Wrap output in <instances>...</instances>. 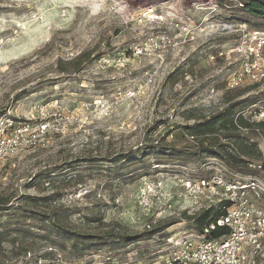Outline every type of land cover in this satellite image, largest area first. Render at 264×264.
I'll use <instances>...</instances> for the list:
<instances>
[{
    "label": "rangeland",
    "instance_id": "obj_1",
    "mask_svg": "<svg viewBox=\"0 0 264 264\" xmlns=\"http://www.w3.org/2000/svg\"><path fill=\"white\" fill-rule=\"evenodd\" d=\"M231 5L229 0H0V117L33 122L38 107H52L45 145L4 166L1 209L58 214L83 234L113 230L136 236L144 232L132 227L131 217L139 213L136 196L145 176L211 171L230 176L216 159L164 162L139 153L157 143L191 145L185 126L249 95L259 102L244 115L264 121V81L240 97L249 86H226L228 73L239 67L240 56L227 54L239 42L235 27L255 29ZM151 7L158 16L140 23ZM225 24L231 29L224 30ZM83 53L92 54L91 62L73 72L72 61ZM244 136L257 144L246 158L264 162V132ZM28 196L41 201L32 205ZM195 214L178 209L153 229L162 230L152 240L90 251L83 258L50 242L11 235L0 246V264H40L39 259L98 264L108 256L124 264H165L177 243L200 234L190 219Z\"/></svg>",
    "mask_w": 264,
    "mask_h": 264
},
{
    "label": "built area",
    "instance_id": "obj_2",
    "mask_svg": "<svg viewBox=\"0 0 264 264\" xmlns=\"http://www.w3.org/2000/svg\"><path fill=\"white\" fill-rule=\"evenodd\" d=\"M229 1L240 7L245 3V0ZM218 8L215 4L212 11L217 12ZM155 12L154 8H148L140 15V23L157 17ZM225 25L228 28L224 30L232 27ZM235 28L241 32L239 42L227 54L240 59L239 67L227 75L228 90L264 81V30L249 31L242 25ZM142 51L141 48L137 52ZM219 55L223 57L224 53ZM50 109L48 105L38 107L39 119L33 122H19L9 114L0 117V175L8 161L45 145L51 129ZM260 116L264 119V112ZM189 138L194 142V137ZM248 166L263 176H243L230 171H227L230 176L212 171L205 177L185 173L145 176L138 188L139 213L131 217L132 227L142 232L152 231L178 209L199 213L223 206L226 212L206 225L199 235L191 234L181 244L177 243L165 264H264V162L250 161ZM231 176L238 180H232ZM217 229H225L226 233L211 238ZM27 256L32 257V253L28 252ZM38 262L42 264L43 260ZM103 262L98 264H124L110 256Z\"/></svg>",
    "mask_w": 264,
    "mask_h": 264
},
{
    "label": "trees",
    "instance_id": "obj_3",
    "mask_svg": "<svg viewBox=\"0 0 264 264\" xmlns=\"http://www.w3.org/2000/svg\"><path fill=\"white\" fill-rule=\"evenodd\" d=\"M220 4H222V1ZM231 4L235 15L239 16L241 21L244 20V22L250 23L255 29L264 30V0H245L242 7L233 2ZM91 57L92 54L83 53L78 60L72 61V65L74 64L73 72L81 71L85 61L91 62ZM100 58L101 56H97L94 59L99 60ZM81 59H83L82 62H80ZM258 87L259 84L249 86L238 97ZM258 102V97L249 95L245 99L231 103L230 107L225 108L217 115L209 116L194 125L185 126V131L188 133L187 137L192 136L195 138L194 143L191 145L177 148L157 143L156 146L147 148L146 153L141 151L139 155L142 158L145 155L155 154L164 162L216 159L214 161L222 162L234 174L257 176L259 172L248 166L249 162L252 161L248 158L254 155L253 152L257 148V144L249 142L244 134L249 131L254 133L264 132V121L256 122L252 118L246 117L244 110ZM208 175L200 173L192 177H205ZM27 200L32 205L41 201L40 198L30 196ZM1 205H5V203L0 201V219L4 217H8V219L0 222V246L10 239L11 235L17 234L50 242L63 249H70L77 258L85 257L90 251L115 250L142 240H152L162 230L144 231L143 234L136 236L118 235L113 230H108L103 235L83 234L62 223V216L58 214L54 215L55 217L59 216L55 218L33 209L22 210L20 208L17 211L13 207L3 209L5 208L3 206L1 209ZM3 211L6 213L3 214ZM225 212L226 209L219 206L203 210L190 219L194 221L197 232L201 233L206 225L216 221ZM225 233V229H217L211 233L210 237L219 238ZM113 259L116 258L113 257Z\"/></svg>",
    "mask_w": 264,
    "mask_h": 264
}]
</instances>
